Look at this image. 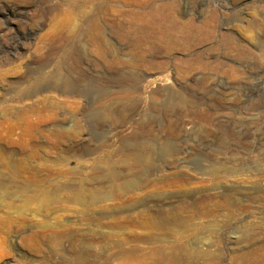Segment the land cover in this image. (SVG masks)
I'll return each mask as SVG.
<instances>
[{
	"label": "rangeland",
	"instance_id": "rangeland-1",
	"mask_svg": "<svg viewBox=\"0 0 264 264\" xmlns=\"http://www.w3.org/2000/svg\"><path fill=\"white\" fill-rule=\"evenodd\" d=\"M176 246L264 264V0H0V264Z\"/></svg>",
	"mask_w": 264,
	"mask_h": 264
},
{
	"label": "bare ground",
	"instance_id": "bare-ground-1",
	"mask_svg": "<svg viewBox=\"0 0 264 264\" xmlns=\"http://www.w3.org/2000/svg\"><path fill=\"white\" fill-rule=\"evenodd\" d=\"M87 1V0H86ZM53 4V3H52ZM49 4H45L44 9L47 8ZM49 11V10H48ZM76 32V31H75ZM58 38V37H57ZM104 98V97H103ZM128 153V152H127ZM126 157H131V160H133L134 162H136L138 160V156L136 153H128L126 155H124ZM148 159V157H147ZM101 191L103 190H99L97 193H102ZM95 193V192H94ZM98 194V195H99ZM96 195V196H98ZM30 241V240H29ZM75 242V241H74ZM73 247V245H72ZM79 247V246H78ZM97 248L99 249V247L97 246ZM95 248V249H97ZM72 249V248H70ZM101 249V248H100ZM80 250V249H79ZM85 250V248H84ZM121 250V249H120ZM132 250V249H131ZM150 250V249H149ZM152 250V249H151ZM154 250V249H153ZM152 250V251H153ZM88 251V250H87ZM93 251V250H92ZM124 251V250H123ZM59 252V251H58ZM64 252V251H63ZM62 252V253H63ZM96 253L93 254H88L86 253V251L81 252H77L76 250H73L74 256L76 258H78V260H82V259H86V258H90V257H103L104 254L102 252L99 251H95ZM119 252V251H118ZM105 253V252H104ZM146 254V253H145ZM103 255V256H102ZM105 255H107V258H110L112 261H119L118 264H138L136 263L137 261L135 259H132V255L131 253H125V252H119L118 254H108L106 253ZM137 255V254H136ZM191 255V254H190ZM190 255L189 252L186 250V248L182 247V246H176L171 248L170 250H156L153 251L150 254V258L152 259H157V260H163V261H169V262H176L177 264H187L189 262L190 259ZM202 254H199L197 256H201ZM71 257V256H70ZM82 257V258H81ZM105 257V256H104ZM203 257V255H202ZM73 258V257H72ZM137 258V257H136ZM67 259V258H66ZM93 259V258H91ZM100 259V258H99ZM105 259V258H104ZM98 260V259H97ZM110 260V261H111ZM70 261V260H69ZM111 261V262H112ZM96 262V261H95ZM109 263V262H108Z\"/></svg>",
	"mask_w": 264,
	"mask_h": 264
}]
</instances>
